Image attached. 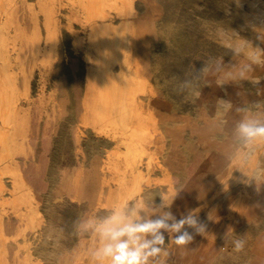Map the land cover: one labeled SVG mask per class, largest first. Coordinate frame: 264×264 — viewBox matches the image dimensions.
Instances as JSON below:
<instances>
[{
    "label": "rangeland",
    "instance_id": "1",
    "mask_svg": "<svg viewBox=\"0 0 264 264\" xmlns=\"http://www.w3.org/2000/svg\"><path fill=\"white\" fill-rule=\"evenodd\" d=\"M4 1L2 264H89L92 239L73 234L79 217L106 215L133 197L159 204L177 192L173 214L193 211L206 231L187 246L169 244L165 233L166 264H264V146L243 163L232 158L236 108L264 112V0H47L46 49L37 0ZM24 34L37 40L32 54L21 52ZM221 57V72L178 90L192 66ZM218 98L232 108L218 109ZM150 138L152 150L144 145ZM207 145L224 159L213 169L217 160L207 154L198 176L213 188L185 199L180 192L204 167L192 166ZM170 149L184 159L181 169L165 162ZM236 239L246 241L241 252ZM195 246L196 258L185 253Z\"/></svg>",
    "mask_w": 264,
    "mask_h": 264
},
{
    "label": "clouds",
    "instance_id": "2",
    "mask_svg": "<svg viewBox=\"0 0 264 264\" xmlns=\"http://www.w3.org/2000/svg\"><path fill=\"white\" fill-rule=\"evenodd\" d=\"M231 51L237 56L242 49L236 44ZM253 63L257 61H251L241 69V76L252 69ZM223 69L222 57L205 62L200 70L192 66L190 78L180 81L178 90L184 92L195 88L201 79ZM216 105L218 109L232 108L231 101L223 98H218ZM236 112L242 115L232 129V158L243 163L255 148L264 146V112L253 113L244 106L237 107ZM241 171L250 177L246 170ZM178 193L170 198L161 196L159 204H155L152 199L133 197L114 205L106 215L79 217L74 222L73 234L92 239L93 244L88 250L89 264H166L170 252L165 248V233L168 234L169 244L176 246L189 245L193 240V233H205L206 225L193 211H188L179 219L173 214L171 207ZM130 201H134L131 206ZM188 229L193 231L189 232ZM233 245L235 252H241L246 241L236 239Z\"/></svg>",
    "mask_w": 264,
    "mask_h": 264
},
{
    "label": "bare ground",
    "instance_id": "3",
    "mask_svg": "<svg viewBox=\"0 0 264 264\" xmlns=\"http://www.w3.org/2000/svg\"><path fill=\"white\" fill-rule=\"evenodd\" d=\"M1 3L6 4L4 0H0V4ZM36 3H37V11L42 15L43 22H44V25H45V28H46V34H45V38H44V40H45L44 41L45 42V49L46 48H51L52 47V41H53V20H52V10H51V6L49 5V3H48L47 0H37ZM5 10L8 11V8H5ZM9 12H10V10H9ZM12 16L13 15H12V12H11V17ZM93 34H95V33H93ZM22 36L25 38V45L21 48V52L24 51V52H27L26 54H32L34 52L37 44H38L36 38L35 37H32V35H29V34H24ZM100 51H102V49H100ZM99 64H101V63H99ZM193 150L197 151V149H193ZM207 154H209V152L206 149L202 153V155H201L202 156L201 163L200 164H197L196 163L192 167H199V165H203L204 167L199 168L200 171L203 170L205 167H207V163L208 162H211V160H212V159H210L208 157ZM206 158H209V159H206ZM2 161L3 160L1 159L0 160V163H3ZM234 162L238 163L235 160H234ZM184 166H185V162H184ZM4 168H6L5 169L6 171H8V169H11L10 167H4ZM7 176H9V175H7ZM203 189H204V186H202L201 184H199L198 182H196V180L190 181L189 178H187V180L185 181V186L182 189V191L180 192V194L182 196H185V199H187V198H189V196H196V195H198L201 192V190H203ZM17 195H18V193H17ZM261 210H262V208H259L257 210L258 213H260ZM212 222L213 221H211L210 224H212ZM218 223H220V222H217V225L220 226L221 224H218ZM83 254H85V253H83ZM197 254H198V252H197ZM2 262H3V260L0 258V264H2Z\"/></svg>",
    "mask_w": 264,
    "mask_h": 264
},
{
    "label": "crops",
    "instance_id": "4",
    "mask_svg": "<svg viewBox=\"0 0 264 264\" xmlns=\"http://www.w3.org/2000/svg\"><path fill=\"white\" fill-rule=\"evenodd\" d=\"M148 141H146L145 143H144V145H145V147H146V149H150V150H152L153 148H152V144H151V138L150 139H147ZM204 144V143H203ZM205 145V144H204ZM207 149H208V152L210 153V154H212L213 156H214V159H216L217 161H215V165L213 166V169H216V168H218V167H220L221 166V164L223 163L222 161L224 160V159H222V157H221V155L219 154V151H217L216 149H214L213 147H210V146H208L207 145ZM214 150V151H213ZM171 151V149L167 152V154H166V157H165V162L167 163V164H169L170 165V167H174V169H181V167H183V164H184V159L179 155V153H173V154H170L169 152ZM116 170H118L119 171V168L118 167H116ZM202 171V170H201ZM201 171L199 170V171H197V172H195V174H194V177H195V180H196V182H198L199 184H201L202 186H204L205 188H213V185H206V184H204V183H202V182H200L199 181V179H198V176H199V174L201 173ZM18 174H19V172H18ZM115 179L117 180V181H119V180H121L120 178H118V177H115ZM130 185L133 187V188H136L137 189V187H136V185H134V184H131L130 183ZM214 214V213H213ZM179 215V217H181V215L180 214H178ZM210 218V220H212L213 219V217H209ZM215 225H217V224H215ZM223 225V224H222ZM222 225H220V226H222ZM214 226V225H213ZM212 228V227H211ZM210 232H211V230H210ZM210 239H211V235H210ZM197 252H199V246H195V247H193V248H191V249H188V250H185V253L186 254H188V255H190L191 254V256L192 257H197L196 255H197ZM201 261V260H200Z\"/></svg>",
    "mask_w": 264,
    "mask_h": 264
}]
</instances>
